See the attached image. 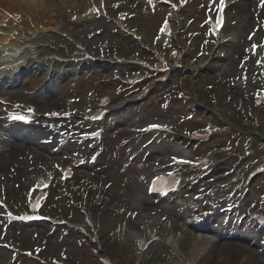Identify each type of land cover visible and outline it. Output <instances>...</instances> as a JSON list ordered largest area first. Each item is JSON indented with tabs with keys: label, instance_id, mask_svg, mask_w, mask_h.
<instances>
[{
	"label": "rangeland",
	"instance_id": "rangeland-1",
	"mask_svg": "<svg viewBox=\"0 0 264 264\" xmlns=\"http://www.w3.org/2000/svg\"><path fill=\"white\" fill-rule=\"evenodd\" d=\"M65 1L64 3L58 1L62 3L61 15L49 13V16L44 17L43 23L50 29L43 32V35L39 34L42 35V43L46 40L52 42L53 52L58 55L64 57L68 52L76 51L78 49L77 46H83L92 53H99V48H103L106 51V55L110 58H113V55L148 58L150 55L147 54V51V53L143 51L144 49L142 50L138 42L122 32L114 22L108 19V17H111L118 20L120 14H125L126 18L124 21H118L123 22L125 26L141 35L147 44L155 45L161 48V50L164 49L165 56L169 58L168 51L174 47L171 40H159L161 41L159 45L155 44L160 37V29L170 12L168 7H158L154 10H149V8L144 6L143 0H103L105 8L102 10L105 14L89 18L82 16L84 10L90 4V0H79V4L74 7L73 5L68 6V3H65ZM93 1L101 2L102 0ZM210 10L211 7L208 0H191L185 9L180 10L177 14L178 19L174 21V25L178 28L177 37L185 45V65L192 68V66L198 65L206 57L209 60V63L206 65H201V68L204 66L202 69L195 71L194 79L196 80L193 85L195 92L190 88L189 82H187V86L183 85L184 80L182 79L184 77L182 76H184V72L175 71L171 74L168 81L158 83L148 97L137 103H133L130 99L141 90L143 85H149V83L127 87L124 86V81L133 76L132 71L139 69L131 65H122L117 68L114 66L110 69L108 63H104L102 66L96 63L95 68L92 69L93 72L96 71V74L87 71L85 75L82 73L79 76H72L54 85V94L50 95L49 99H42L40 97L39 101L41 103L38 109L41 112L51 108H67L71 110L74 117L66 121L67 124L69 122L72 128L76 130L78 126L83 127V125H87L86 123L83 124L82 119L85 116L84 108L91 107L95 102L88 98L98 97L107 91L113 90L114 92L110 93L112 98L110 107L115 109L105 119L108 125V132H111L109 135L111 137L109 139V148L107 151L105 150L106 152L103 155L101 164L99 163L100 165L96 167L87 165V167L76 168V172L72 178L61 181L59 169L52 167V164L54 160L62 165L68 164L70 160H66V158L60 159L66 155L65 153L49 158L44 151L29 148L28 145L19 144L12 139L6 140L4 145L0 147V187L2 189L4 186L6 187L5 190L7 191L4 192L9 200L13 201L15 205L24 202L30 182L42 173V166L51 165L52 170H55V174L54 180L51 183V195L47 200L45 211L48 214L71 215L72 218L82 222L81 213L68 204V193L71 192L77 197L79 194L76 189L83 183V176H86L89 181L96 183L92 178V174L99 171L103 175V183L105 181L110 182V186L105 188L108 189L110 194H108L109 197L102 207L94 210L96 219L101 224L103 238L101 237L100 240L111 260L116 264H134L137 253L136 242L130 234L117 235L116 224L118 219L128 220L130 230L140 229L142 224L138 219L141 217L139 216L140 213L145 209L151 213H156L159 217L168 215L172 220L170 231L175 239L172 241L168 240L167 243L151 242L144 251V264H173L178 260L186 261L191 255V242L193 238L197 237V232L193 228L186 226L178 218L180 215L176 214L175 208L170 206V204H152L149 207L150 201L147 199L145 192L148 186V176L161 171L159 169L160 162L165 163L164 165L167 166L169 162L168 158L171 155L176 156L175 153L181 155L182 151H187V149L182 144H179L177 148V142L171 138L160 137L154 140L146 137L143 138L144 140L140 139L137 135L130 132V127H140L146 125V123L161 120L171 123L175 128L190 130L199 125L194 121L200 120L203 123L208 120L207 117L202 115H197L196 119L192 120L179 116V107H182V105L181 101L174 96L181 87L190 90L191 95L195 93L201 102L206 101L207 104L211 103L212 98H216L219 101L218 105H214L211 109H214L221 118L225 119L228 117L227 119L235 121L238 118L246 116V118H250L246 119L249 127H252V124L254 125L255 116L251 115V112L249 113L248 111L249 114H247L239 108L244 101L248 102L246 98H250L251 92L262 89L264 77L263 75L258 77L257 69L259 68L256 66L257 64L255 65L256 62L253 59L250 58L246 63H242V59L245 57L243 51L248 52L250 49L249 43L251 39L249 35H255V37L260 39L264 34V0H230L227 11L228 19L223 30L224 36H221V38L223 37L222 39L225 40L232 31L238 32L236 34L237 37L233 40H223L218 44H210L208 40L206 14ZM74 14H79L80 17L73 19L72 16ZM0 24V31H3V28L6 30L7 28H11L7 23ZM97 31L98 33H96ZM150 61H155L152 55ZM90 65L93 66V64ZM56 67H61V65L56 63ZM67 67L75 68L76 65H69ZM122 71L129 72L122 73ZM114 72L119 76V79L111 77ZM110 77L119 82L111 80ZM151 85L153 84L150 80L149 86ZM115 89H122V92L119 95H115ZM7 92L13 91L4 90L5 94ZM162 93L167 94L165 98H169L168 102H164ZM73 98L79 101L70 103ZM125 100H130V102L125 104L123 108L116 109ZM161 102H164V106L160 105ZM251 105L250 100L249 106ZM188 111L183 110L182 113L186 114ZM256 112L262 119L259 130H261L264 137V105L259 110H256ZM113 122H116V127H114ZM99 123L101 122L93 123L89 127H92L91 129L96 128ZM128 132H130V136L126 134ZM119 135L123 139L130 137V143L125 145L123 141L118 142L119 139L113 138ZM217 138H219L217 141L215 138L213 139V142L216 141L215 144L220 145L227 142L223 136H218ZM149 140L150 142L146 144ZM136 144L139 145L137 146ZM230 144L233 145V150L221 156L219 166L234 169L233 173L221 180L217 179L214 181L215 179L212 180V177L203 179L194 187L189 184L185 189L186 196L187 192L189 194L196 193V189H201L202 192L200 194L204 193L203 189L207 185L214 187L217 193L221 190L220 185H222V189L226 192L230 190L234 192L236 188L238 189L242 178H244L248 170L246 164L244 166L242 164L248 162L250 158H233L235 154L243 155V149L239 147V144H234L233 141ZM253 148L255 151L254 155L263 160L264 148L258 149L257 145H254ZM198 149L202 153H205L209 147L205 145L200 146ZM72 150H76L75 146H72ZM100 150L101 147L98 146V148L92 151L100 152ZM167 152L169 153L167 154ZM131 155L135 156V159L132 161L129 159ZM235 161L238 163V166H236ZM102 166L104 169H108L109 172L101 170ZM238 169L241 170V179L233 183L234 172H239ZM74 181L79 183L76 189L75 186H71L73 184H70ZM262 183H264V175L257 177L251 182V190L247 194V197L245 196L243 203L251 200H255L256 204L259 202L256 199L258 191L263 186H261ZM92 187L91 190L94 192L99 189L93 185ZM126 195L128 197H125ZM234 195L235 200H238L241 198V191L236 190ZM136 197L143 200L142 207L135 205L134 201ZM89 201L91 207L92 204L95 207L92 197H90ZM205 203L206 201H203L201 205L203 206ZM197 204L200 205L199 201ZM210 207L212 212L216 214L218 209ZM127 212L130 214L129 216ZM179 213L182 214L180 211ZM238 214L236 216L227 215V219H236ZM47 226V229L44 226L36 228L31 226L23 227L21 225L4 228L0 224V237L11 240L19 248L41 249L40 253L46 259L55 255L61 257L64 253L68 256L70 264H99L97 258L90 251V248L93 246L90 247L85 241L83 242L80 235L76 236L70 233V235L65 236V239H62L61 232H59L60 229L54 235H47L49 229H53L52 224H47ZM224 232L226 234L236 233L240 236H247L249 233L247 225L246 227H238L232 221L230 222V226L223 225L222 233ZM257 244L259 247V241ZM230 246L233 247L235 252L227 250ZM9 257V252L5 249H0V262L14 264ZM16 259L18 261L21 259V264H39L37 261L25 260L18 256ZM198 264H264V251H260L257 245L253 246L239 241L238 237L221 239L219 241L214 240L209 252L200 257Z\"/></svg>",
	"mask_w": 264,
	"mask_h": 264
},
{
	"label": "bare ground",
	"instance_id": "bare-ground-1",
	"mask_svg": "<svg viewBox=\"0 0 264 264\" xmlns=\"http://www.w3.org/2000/svg\"><path fill=\"white\" fill-rule=\"evenodd\" d=\"M64 3L65 0H0V23H7V25L12 26V30L8 31L5 28H3V31H0V74H4V76H8L9 82L4 81V77L0 76V80L3 79V83H10L13 84L14 81H17L21 76H25L27 72H30L31 70H34L37 68H34L35 66H31L32 63L30 61L31 58H36L37 62L39 63V67L46 66L47 68L51 69L54 67V63L56 62L53 57L51 56L53 52L49 51L48 47H45L46 45L41 43V39L38 36L43 31L47 30L45 24L43 23L44 17L49 16L48 14H55V15H61L62 7L59 2ZM173 11L170 13V19H176V14L179 11V4L181 2H175V0H170ZM58 3V4H57ZM65 3H68V6L73 5L76 6L79 4V0H67ZM217 3H215L216 5ZM72 7V8H73ZM51 15V16H52ZM74 17V16H73ZM51 19V18H50ZM52 21V19H51ZM41 24V26H40ZM1 25V24H0ZM9 26V27H10ZM2 28V27H1ZM13 30H16L13 32ZM238 32L232 31L229 37H226L225 40H233ZM221 34V33H220ZM51 37V36H48ZM161 37H166V35L162 34ZM222 39V38H221ZM138 41L140 39H137ZM49 45L52 44L49 40H46ZM140 42V41H139ZM141 43V42H140ZM262 48V47H260ZM30 55V56H28ZM28 58L29 63L23 64V60L25 58ZM23 64V65H20ZM16 65V67H14ZM6 67H12L13 71L12 73L4 72V68ZM21 68V70H20ZM22 69H27L23 71ZM11 70V69H9ZM27 71V72H26ZM78 70L74 72H67L62 71L60 75L57 77L54 73V78L57 80V83L60 82L64 78H68L73 75L79 76L77 73ZM51 75V76H53ZM44 79L46 77L44 76ZM34 84V83H33ZM10 100L8 99H2L0 102V115L2 116L3 108L7 107L9 105L8 103ZM5 131H7V127L5 128ZM15 131V130H14ZM25 132V131H24ZM23 130L15 131L16 135H18L21 140L23 139L25 143H27L31 147H38L44 146L40 144V141L42 139V136L44 135V132L39 129H30L27 131V135L24 134ZM2 133V130H1ZM49 136L56 137L55 134L48 133ZM56 146L57 149L64 148L63 145H58L57 139H56ZM26 154V152H25ZM33 196L30 195L28 198L31 199ZM192 202L191 199H187L183 205L190 206L189 203ZM135 205L140 206L141 199L139 197L135 198L134 201ZM187 208V207H186ZM186 214H189L192 209H185ZM192 213V212H190ZM141 216L140 219L142 221V224L144 226V231H132L130 230V233L132 234L131 237L134 238L137 241H140L142 238L145 237L148 229H153V231L156 233L157 238L156 241H159V243H164L174 240V236L170 231L171 227V221L166 219L164 221H160L155 215L151 213H147L145 211L141 212L139 215ZM188 222H193L192 218L190 217V214L188 215ZM201 228V226H200ZM126 231H128V228H125ZM237 237L236 235H232V237ZM211 237L206 233L204 230L203 232H198L197 237L193 238L191 242V248L190 252L191 255L188 257L186 262L184 263H177V264H196V261L201 257V255L208 253L211 248ZM228 251H234L233 247H228ZM235 252V251H234ZM140 257L139 254H137V260Z\"/></svg>",
	"mask_w": 264,
	"mask_h": 264
},
{
	"label": "snow or ice",
	"instance_id": "snow-or-ice-1",
	"mask_svg": "<svg viewBox=\"0 0 264 264\" xmlns=\"http://www.w3.org/2000/svg\"><path fill=\"white\" fill-rule=\"evenodd\" d=\"M29 111H32L31 109ZM12 119H18V120H23V119H26L24 116L22 115H13L11 117Z\"/></svg>",
	"mask_w": 264,
	"mask_h": 264
}]
</instances>
